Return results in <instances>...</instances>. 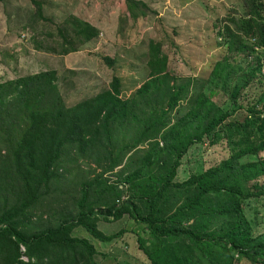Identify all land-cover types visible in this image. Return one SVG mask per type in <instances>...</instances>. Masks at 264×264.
<instances>
[{
	"label": "trees",
	"instance_id": "16d2710c",
	"mask_svg": "<svg viewBox=\"0 0 264 264\" xmlns=\"http://www.w3.org/2000/svg\"><path fill=\"white\" fill-rule=\"evenodd\" d=\"M30 1L37 9L29 19L51 29L42 3ZM228 1L214 3L223 54L205 79L180 80L163 44L150 40L149 77L129 99L116 75L71 105L55 70L0 82V264H98L95 239L108 243L123 234L105 235L98 222L124 215L142 225L137 242L151 264H264V232L255 231L264 219L253 207L264 202V0ZM126 5L128 17L145 16L141 0ZM57 29L48 37L61 38V54L100 35L78 16ZM225 95L234 107L221 103ZM123 129L133 135L120 145ZM206 140H225L229 156L176 181L182 158ZM76 155L95 157L104 172L125 165L119 181L96 175L59 194L58 203L52 193ZM40 212L49 217L33 220ZM78 227L91 238L74 234Z\"/></svg>",
	"mask_w": 264,
	"mask_h": 264
},
{
	"label": "rangeland",
	"instance_id": "374dc122",
	"mask_svg": "<svg viewBox=\"0 0 264 264\" xmlns=\"http://www.w3.org/2000/svg\"><path fill=\"white\" fill-rule=\"evenodd\" d=\"M38 1L43 5L44 16L51 21V29L46 30L41 23L36 25V16L33 21L29 19L37 9L30 0L0 2V82L55 70L59 76L60 91L70 105L107 88L115 75L121 79L122 97L131 98L149 77L146 62L150 40L163 44V51L169 57V70L180 80L188 76L205 79L211 66L223 54L215 37L219 20L212 16L218 12L214 3L231 4L228 0H141L146 4V7L140 8L145 16L135 20L127 15L126 0ZM71 16L94 24L100 30V35L75 52L61 54L57 52V42L61 38L53 39L48 37V33L55 35L57 26L64 24ZM31 25L35 26L34 30ZM168 36L173 38L172 43ZM259 54L264 58V50ZM104 56L112 58L113 65L106 64ZM241 63L242 67L246 66L243 58ZM241 99L246 103V99ZM221 100L222 104L234 107L227 95ZM238 113L243 115L241 110ZM132 135V129H123L116 134L120 145L129 142ZM229 153L230 147L225 140L215 143L206 140L205 143L193 145L182 158L176 181H184L192 174L205 171L227 158ZM75 154L72 151L71 157ZM76 157L77 160L67 165L68 170L63 169L62 182L55 190L57 193H52L58 203L61 202L59 194L68 196L82 181L96 175L103 174L111 181H119L118 173L125 165L115 171L104 172L95 162V157ZM253 207H257L258 216L263 220L264 202H254ZM64 210L63 206L59 207V212ZM41 214L49 217L46 212H40L33 220L40 221L38 217ZM141 228L142 225L135 223L128 215L116 222L99 221L98 229L105 235L120 231L123 234L108 243L95 239L98 264H151L137 242L136 231L139 232ZM255 231L263 233L264 223ZM73 233L91 238L82 227L74 229ZM251 263L242 258L234 264Z\"/></svg>",
	"mask_w": 264,
	"mask_h": 264
}]
</instances>
